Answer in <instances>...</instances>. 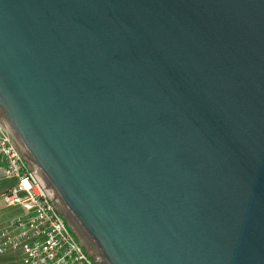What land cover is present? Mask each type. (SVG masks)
Instances as JSON below:
<instances>
[{"label":"water","instance_id":"obj_1","mask_svg":"<svg viewBox=\"0 0 264 264\" xmlns=\"http://www.w3.org/2000/svg\"><path fill=\"white\" fill-rule=\"evenodd\" d=\"M0 116L102 264H264V0H0Z\"/></svg>","mask_w":264,"mask_h":264},{"label":"built area","instance_id":"obj_2","mask_svg":"<svg viewBox=\"0 0 264 264\" xmlns=\"http://www.w3.org/2000/svg\"><path fill=\"white\" fill-rule=\"evenodd\" d=\"M0 164L16 183L0 195L7 205H21L0 229V253L20 252L23 264H97L66 226L67 215L46 187L0 116Z\"/></svg>","mask_w":264,"mask_h":264},{"label":"crops","instance_id":"obj_3","mask_svg":"<svg viewBox=\"0 0 264 264\" xmlns=\"http://www.w3.org/2000/svg\"><path fill=\"white\" fill-rule=\"evenodd\" d=\"M16 182V179L6 177L4 167L0 164V195ZM17 216H26L25 208L21 205H7L0 198V229L7 226ZM0 264H23L21 253L13 251L0 253Z\"/></svg>","mask_w":264,"mask_h":264},{"label":"rangeland","instance_id":"obj_4","mask_svg":"<svg viewBox=\"0 0 264 264\" xmlns=\"http://www.w3.org/2000/svg\"><path fill=\"white\" fill-rule=\"evenodd\" d=\"M67 215V214H66ZM68 217V216H67ZM66 226L69 229L70 233L79 241L83 242L84 248L90 253L91 258L97 263V264H102L100 259L96 256V254L93 252V250L90 248V246L86 243V241L83 239V237L80 235L74 224L71 222V220L66 218Z\"/></svg>","mask_w":264,"mask_h":264}]
</instances>
